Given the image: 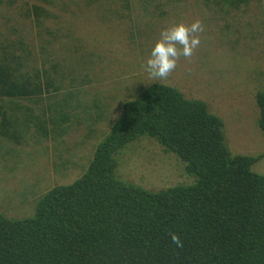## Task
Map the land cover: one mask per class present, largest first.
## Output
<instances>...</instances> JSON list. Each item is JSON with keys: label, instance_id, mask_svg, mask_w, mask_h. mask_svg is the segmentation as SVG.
I'll list each match as a JSON object with an SVG mask.
<instances>
[{"label": "rangeland", "instance_id": "1", "mask_svg": "<svg viewBox=\"0 0 264 264\" xmlns=\"http://www.w3.org/2000/svg\"><path fill=\"white\" fill-rule=\"evenodd\" d=\"M32 6L42 9L38 20L24 15ZM197 20L203 27L196 34L199 46L190 57H179L167 79L153 81L143 65L162 29ZM6 38H21L27 61L61 78L55 83L60 91L19 101L23 106L12 116L32 108L52 117L62 98L71 106L59 136L22 130L21 117L16 125L21 142L0 139V213L8 218L31 216L49 188L84 173L121 104L153 83L206 102L222 119L233 155H264L254 101L264 90V0H0V39ZM124 149L116 156L121 180L149 191L195 180L185 174L183 162L150 138ZM252 170L264 175V157Z\"/></svg>", "mask_w": 264, "mask_h": 264}, {"label": "trees", "instance_id": "2", "mask_svg": "<svg viewBox=\"0 0 264 264\" xmlns=\"http://www.w3.org/2000/svg\"><path fill=\"white\" fill-rule=\"evenodd\" d=\"M24 12L33 20L43 13L40 6ZM23 45L0 39V139L16 144L30 128L59 136L71 109L62 98L52 117L32 108L12 116L19 101L61 89L55 72L27 61ZM254 101L264 139V90ZM223 128L206 102L169 85L147 86L121 104L84 173L49 188L29 217L0 213V264H264V175L252 170L264 155H233ZM141 138L174 154L194 182L149 191L121 180L116 156Z\"/></svg>", "mask_w": 264, "mask_h": 264}, {"label": "clouds", "instance_id": "3", "mask_svg": "<svg viewBox=\"0 0 264 264\" xmlns=\"http://www.w3.org/2000/svg\"><path fill=\"white\" fill-rule=\"evenodd\" d=\"M203 31L199 20L185 25L179 23L162 29L159 39L152 46L146 61L144 71L153 81L167 79L176 68L180 56L190 57L193 50L199 46L200 37L196 35ZM173 243L181 246L178 235H171Z\"/></svg>", "mask_w": 264, "mask_h": 264}]
</instances>
